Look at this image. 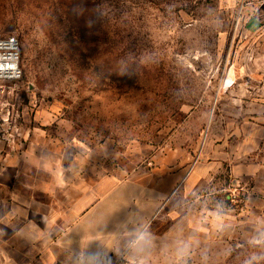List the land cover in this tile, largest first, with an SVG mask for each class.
I'll use <instances>...</instances> for the list:
<instances>
[{
    "label": "rangeland",
    "instance_id": "obj_1",
    "mask_svg": "<svg viewBox=\"0 0 264 264\" xmlns=\"http://www.w3.org/2000/svg\"><path fill=\"white\" fill-rule=\"evenodd\" d=\"M261 9L0 0L21 69L0 82L3 134L15 144L20 120H44L84 180L115 182L124 204L146 193L142 264H264V30L246 25Z\"/></svg>",
    "mask_w": 264,
    "mask_h": 264
},
{
    "label": "crops",
    "instance_id": "obj_2",
    "mask_svg": "<svg viewBox=\"0 0 264 264\" xmlns=\"http://www.w3.org/2000/svg\"><path fill=\"white\" fill-rule=\"evenodd\" d=\"M246 25L264 30V17ZM43 122L20 120L15 144L0 123V264L147 262L142 229L156 205L146 193L121 203L115 182L84 180L77 159L69 165L66 150L54 152Z\"/></svg>",
    "mask_w": 264,
    "mask_h": 264
},
{
    "label": "built area",
    "instance_id": "obj_3",
    "mask_svg": "<svg viewBox=\"0 0 264 264\" xmlns=\"http://www.w3.org/2000/svg\"><path fill=\"white\" fill-rule=\"evenodd\" d=\"M21 78L20 46L15 37L0 35V82Z\"/></svg>",
    "mask_w": 264,
    "mask_h": 264
}]
</instances>
